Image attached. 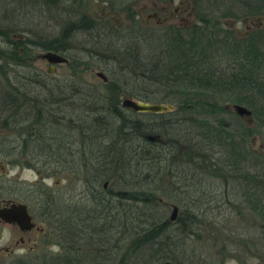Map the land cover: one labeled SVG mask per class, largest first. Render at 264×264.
I'll list each match as a JSON object with an SVG mask.
<instances>
[{"label": "trees", "instance_id": "1", "mask_svg": "<svg viewBox=\"0 0 264 264\" xmlns=\"http://www.w3.org/2000/svg\"><path fill=\"white\" fill-rule=\"evenodd\" d=\"M80 1L0 0V128L20 139L1 137L0 154L26 155L40 170L68 168L88 202L61 205L47 194L63 251L14 264H177L173 238L191 233L195 215L171 221L156 206V182L171 171L176 180L204 175L237 184L264 239V154L249 143L257 132L264 140V30L237 36L221 21L264 14V0H197V22L157 32L91 16ZM50 13L56 36L38 26ZM79 39L75 68L63 80L34 66L33 49L69 53V41ZM87 59L106 82L82 79ZM123 97L174 108L131 112ZM227 104L246 107L253 123L239 115L228 122Z\"/></svg>", "mask_w": 264, "mask_h": 264}, {"label": "rangeland", "instance_id": "2", "mask_svg": "<svg viewBox=\"0 0 264 264\" xmlns=\"http://www.w3.org/2000/svg\"><path fill=\"white\" fill-rule=\"evenodd\" d=\"M196 1L124 0L123 4L114 2V6H111L109 0H82L80 2L81 5L87 6V11L91 16L104 17L117 26H128V24L136 22L142 27H149L157 32L156 30L159 28H165L170 24L187 26L197 22ZM199 12L202 16L205 15L203 11ZM46 17L45 19L42 17L41 24L38 25L39 28L46 27L50 35L56 36L55 33L59 30L56 15L50 13ZM221 21L225 25V29L227 27L226 30H232L237 36H246L255 29L264 30V14L226 17ZM15 36L20 35L14 34L13 38ZM81 42V39L77 42L69 41L70 52L59 53L67 61L54 64L55 70L51 72L54 78L63 80L66 75L68 77L71 74L76 62L73 55L79 52ZM21 48L19 46V51L22 50ZM44 52L46 51L33 49L30 56L35 67L44 73H49L50 64L41 57ZM87 61V66L90 68L80 69L79 74L82 79L97 85L105 82L96 73L101 71L106 77L107 74L97 66H93L96 63L94 59H87ZM84 65L86 66V64ZM77 70L79 71L78 68ZM132 83L128 86L134 85ZM136 88L139 90L138 86ZM226 107L227 112L223 116L228 122H236L238 119L235 116L238 114L233 105L227 104ZM239 116L244 124L251 125L253 123L254 119L251 117H247L245 114ZM6 135L7 138L4 137ZM1 137L6 140L10 139L12 144L20 145V139H16L13 130L6 131L5 128L1 127ZM261 137L257 132L255 136L250 138V149L264 154V140ZM18 154L16 152L12 157L0 154V183L3 184L0 186V200L12 198L19 200V202L25 201L30 209L35 211L34 214L38 216L37 220L40 225L45 226V232L37 243H34L36 241L34 235H29L25 237L22 244L19 243L16 246L14 244L18 238L10 240V233L13 228L0 224V260L4 264L13 257L6 254L10 248L23 247V250H29L26 255L31 263L32 260L37 261L41 257L48 258L51 255H59L63 251L61 248L63 240L54 229L58 222L53 218L54 213L52 214L54 204L52 207L46 205V201L49 199L46 198L47 194L61 205H64L69 199H72L76 205L88 203L84 199L87 191L86 187L83 186V181H80L68 168L54 169L56 168L54 166L50 169L47 166V169L46 165H43L40 170L38 166L33 167L31 165L34 162L28 156ZM54 170H58V172H54ZM171 173L178 177L174 171ZM171 173L161 174V180L156 182L158 188L156 206L161 208L167 218H170L174 206L177 207L176 218L181 216L184 220L187 221L188 218L190 221L189 215H195V222L186 225V230L189 229L190 231L191 229V233L182 238L172 237L174 242L180 240L179 246L176 247L177 251L174 250L179 264H191V261H195L196 264H264V239L261 221L240 201L241 198L238 197L240 192L238 191H242L241 187L235 183L227 186L222 184L219 179L204 175L199 180L194 178L185 181L182 180L183 176L181 178L179 176L180 182L176 180V177H172ZM165 263L168 262L162 264Z\"/></svg>", "mask_w": 264, "mask_h": 264}, {"label": "water", "instance_id": "3", "mask_svg": "<svg viewBox=\"0 0 264 264\" xmlns=\"http://www.w3.org/2000/svg\"><path fill=\"white\" fill-rule=\"evenodd\" d=\"M41 57L45 59L50 65L48 67V72H54L55 67L54 64L64 63L67 60L65 57L60 55L59 53L53 52V51H46L41 54ZM98 77H101L103 81H107V77L103 72L99 71L96 73ZM121 105L129 110L131 112L136 113H163L167 111H172L174 106L169 103H158V102H148V101H141L138 99H133L130 97L124 98L121 101ZM233 108L237 112L238 115H250V111L239 104H234ZM106 184H104V188L106 187ZM177 214V207H173L172 214L170 215V220L174 221ZM0 220H2L4 223H17L19 226H21L23 229H30L34 223H33V216L28 212V208L25 204L21 203H12L7 207L0 208ZM165 264H170L165 263Z\"/></svg>", "mask_w": 264, "mask_h": 264}, {"label": "flooded vegetation", "instance_id": "4", "mask_svg": "<svg viewBox=\"0 0 264 264\" xmlns=\"http://www.w3.org/2000/svg\"><path fill=\"white\" fill-rule=\"evenodd\" d=\"M170 25H175V24H170ZM177 26H179V25H177ZM2 185L3 184L0 183V186H2ZM12 203L25 204L28 208V212L33 216L34 225L30 229H23L17 223H10L9 224V223H4L2 220H0V224L10 226L13 228L12 232L10 233L11 234L10 240L12 241L13 238H16V237L18 238V241H16L14 245L17 246L19 243L22 244V242L25 240V237H27L29 235H31V236L34 235L33 237L36 238V241L34 243H37L39 241V239L42 237V235H44L45 226L40 225V223L37 220L38 216H35V214H34L35 211L34 210L32 211L30 209V206L25 201L19 202V200L12 199V198L2 199V200H0V208L7 207ZM28 240H29V238H28ZM21 250H23V247L18 248V249L17 248H10V250L6 251L7 256L8 255L13 256L12 259H9V261H7L6 264H14L16 262L18 263L23 259L28 260L26 254H28L29 250H27V249H24L23 251H21ZM16 251H17V253H16ZM39 257H41V256H39ZM41 258H43V257H41ZM0 262H1V260H0ZM0 264H4V263L1 262Z\"/></svg>", "mask_w": 264, "mask_h": 264}]
</instances>
